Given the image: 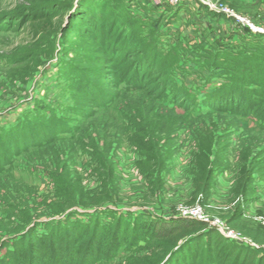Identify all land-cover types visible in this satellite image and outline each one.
<instances>
[{
    "label": "rangeland",
    "instance_id": "1",
    "mask_svg": "<svg viewBox=\"0 0 264 264\" xmlns=\"http://www.w3.org/2000/svg\"><path fill=\"white\" fill-rule=\"evenodd\" d=\"M44 1L0 0V222L9 223L6 210L25 208L27 200L41 214L55 192L53 177L62 173L83 191L70 221L93 224L87 232L79 225L56 228L50 239L15 253L24 232L4 233L0 258L125 264L130 252L147 245L137 241L150 235L143 222L150 219L205 221L245 246L254 243L251 234L264 236V176L248 172L251 194L242 200L235 192L242 151H251L255 168L264 163V102H256L264 95L256 86L257 78L264 83V0H58L70 7L106 3L111 16L139 28L145 47L133 57L124 50L122 59L108 47L115 37L95 51L60 29L25 23L27 11ZM153 47L164 58L157 67ZM31 61L35 71L27 74ZM107 66L129 77L110 83L103 78ZM223 85L227 102L212 111L206 97ZM182 94L187 99L174 102ZM155 123L159 131L147 128ZM210 134L225 148L216 155L214 147L207 157L199 143ZM144 137L160 154L153 177ZM200 165L211 177L209 193L193 205ZM39 221L37 238L50 228L46 217ZM102 221L105 227L95 226ZM258 251L264 255V246Z\"/></svg>",
    "mask_w": 264,
    "mask_h": 264
},
{
    "label": "trees",
    "instance_id": "2",
    "mask_svg": "<svg viewBox=\"0 0 264 264\" xmlns=\"http://www.w3.org/2000/svg\"><path fill=\"white\" fill-rule=\"evenodd\" d=\"M43 4L44 6L35 9L31 8L30 11H27L31 13L23 17L22 20H25V23H30L34 28L47 27L48 29H60L65 36L68 35L73 37L85 46H92L95 51L105 47L106 41L115 37V41H111L112 43L108 46L114 52L112 53L113 58L120 54L119 57L122 59L124 57L122 55L124 50H130L128 56L133 57L135 53L142 52V49L146 45L143 37H140L141 32L138 30L139 28H134L130 21L122 23L123 15L119 17L111 16L112 13L107 9L106 3L92 2L90 5H84L81 2H77L76 5L70 7L67 4L61 6L58 0H46ZM71 8H73V10H71ZM42 30L40 29L38 31ZM115 30H117V33L113 35ZM153 50V60H155V67H157L164 58H162L159 53L157 54L155 48ZM237 64L238 62H236V65ZM35 65L34 61L25 64V68H30L27 74H31L32 71H35ZM137 66H139L138 69L140 72L137 78L141 80L142 76H144L143 70L145 68V62L143 61ZM165 67L167 68V66ZM165 67L164 69H166ZM107 68L109 69L106 70L103 78L107 79L110 83L118 78L119 80L118 82L116 81V84H122L126 81L127 77H129L127 73L125 75L123 72L121 73V77H118L120 74L119 70H115L112 66H107ZM235 72L236 69L233 73ZM163 77L164 75L161 73L160 79ZM232 80L234 81V79ZM258 80L257 78L256 86L264 88V83ZM167 82L170 84L172 82L171 78L168 77ZM117 85L116 87H118ZM131 85V88L135 86L133 83H131ZM161 86L162 84H160V87ZM228 88L227 85H223L220 89H216L209 97H206L205 105L212 111L220 110L221 106L227 102V99L221 97V94L227 91ZM261 97L262 99L260 98L256 102H264V95ZM185 98L187 99V95H179L174 102L177 101L181 103ZM191 104H193V106L196 105L194 101L192 103L190 102V105ZM157 126V123H155L153 126L148 125L147 128L153 129L155 132L156 130L159 131ZM145 138L146 137L141 139V147L143 151L150 154L146 160V165L149 168L146 172L153 177L154 169L157 167L156 164L158 163L160 154L155 153L154 147H151L153 145L150 146L151 142L145 140ZM199 147L203 155L209 157L214 147L217 148L216 155L222 153L225 144L219 139L216 140V138L210 134L200 139ZM260 158H264V154H262ZM241 159L244 162V166L241 177L237 181L235 192L238 197L243 200L251 194V180L249 179L248 172L256 169L259 176H264V163L255 168L254 161L252 160V153L247 149L242 151ZM220 162L221 160H218L217 164ZM210 179L211 177L210 174L207 173V167L200 165L199 181L193 192L191 204L196 205L201 198L207 196L209 193L207 184H210ZM53 181L56 187L55 192L52 198L49 199V202L46 201L45 204L41 205L44 209L41 214L33 213V210L37 212V210L41 208H38L39 206H37V208L32 207L33 203L29 202L30 200H27L25 208L12 206L6 210L7 216L4 220L9 219L10 222H0V247L4 248V246H6V240L3 239V236H5L3 235L4 233L11 235L13 233L24 232L22 237L19 240L16 239L14 243L12 250L15 253L20 245L23 247V250H25L30 247V244H35V242L43 243L47 239H50V237L53 236L52 230L56 228L62 229V227H64L68 229V226L79 225L81 229L85 228L86 232L89 230V227L93 224L92 220L89 223H84L83 221H70L71 218L78 215V211H75L76 206L79 203L78 200L83 196V191L79 184L71 179L69 174L62 173L58 174L57 177L54 176ZM42 217H46V221H48L47 224L50 228L47 233L37 238L36 231L41 225L39 219ZM60 217H65L64 221H62ZM11 219H13V222H11ZM56 219H58L57 223H53L52 220ZM14 220H16L18 224L16 227L13 226L10 228V226L16 223ZM143 222L147 230L146 232L150 235L144 239H139L137 242L146 241L147 245L145 247H148L147 252L143 253L145 247L140 246L136 248L133 250V253L130 252V255L126 257L125 264H198L200 261L202 264H264V255H261L258 250L235 241L227 240L217 230L210 228L209 224L205 221L175 220L171 223H167L150 219L143 220ZM94 224L95 226L104 224L102 225L104 227L107 225L103 221L95 222ZM250 236L253 238L254 242L264 246V236H257L254 234ZM27 238L29 241H27ZM202 252H204V254H202ZM117 254L118 252H114L106 256L104 259L105 263H108L116 257ZM216 256L218 258H216ZM6 257L0 258L1 264H7L6 261L7 259L9 261L10 257ZM86 264L93 263L91 261Z\"/></svg>",
    "mask_w": 264,
    "mask_h": 264
},
{
    "label": "built area",
    "instance_id": "3",
    "mask_svg": "<svg viewBox=\"0 0 264 264\" xmlns=\"http://www.w3.org/2000/svg\"><path fill=\"white\" fill-rule=\"evenodd\" d=\"M158 3H162V0H156ZM242 244V243H241ZM258 243H247V246H250L251 248H253V249H255V250H258L259 249V246H261V245H257Z\"/></svg>",
    "mask_w": 264,
    "mask_h": 264
}]
</instances>
